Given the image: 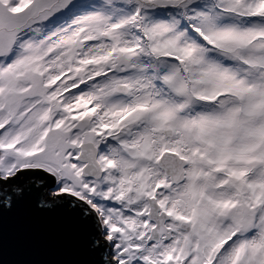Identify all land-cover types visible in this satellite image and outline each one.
Returning a JSON list of instances; mask_svg holds the SVG:
<instances>
[{
    "label": "snow or ice",
    "instance_id": "6c2138e0",
    "mask_svg": "<svg viewBox=\"0 0 264 264\" xmlns=\"http://www.w3.org/2000/svg\"><path fill=\"white\" fill-rule=\"evenodd\" d=\"M28 201L87 264H264V0H0V209Z\"/></svg>",
    "mask_w": 264,
    "mask_h": 264
},
{
    "label": "water",
    "instance_id": "95a60500",
    "mask_svg": "<svg viewBox=\"0 0 264 264\" xmlns=\"http://www.w3.org/2000/svg\"><path fill=\"white\" fill-rule=\"evenodd\" d=\"M86 229L66 206L0 209V264H87Z\"/></svg>",
    "mask_w": 264,
    "mask_h": 264
}]
</instances>
